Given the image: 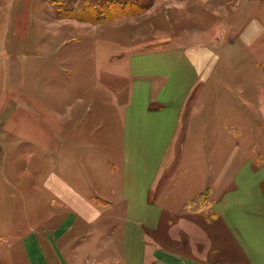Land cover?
<instances>
[{
  "label": "rangeland",
  "instance_id": "374dc122",
  "mask_svg": "<svg viewBox=\"0 0 264 264\" xmlns=\"http://www.w3.org/2000/svg\"><path fill=\"white\" fill-rule=\"evenodd\" d=\"M180 1H188L185 11L194 17L184 21L187 28L179 25L183 5L171 8L173 0H0V264H43L41 253L54 252L48 240L59 238L55 230L61 224L53 213L45 224V176L59 172L62 148L78 160L84 149L106 138L94 132L101 119L113 118V126L119 125L114 116L122 117L129 91L125 61L136 44L150 45L161 35L177 37L183 29L218 31L223 43L200 89L207 100L203 120L212 125L207 154H220L214 143L220 137L227 142L222 151L238 158L264 157V0H210L205 7L199 0ZM125 3L135 10L114 18L112 5L119 11ZM79 11L98 20L73 16ZM248 28L251 34L259 31L250 40L241 35ZM211 76L223 82L213 83ZM115 93L121 100L111 106L109 95ZM217 105L221 114L215 113ZM203 141L190 145V161L183 168V190L191 196L202 189L203 172L194 167L201 163ZM45 143L52 149L46 170ZM85 166L90 172L93 164ZM176 175L177 170L168 171L166 188H174L170 182ZM209 200L207 194L198 211L187 209L183 215L184 225H195L192 241L189 227H181L184 241L173 245L179 219L172 215L154 234L166 249L189 254L192 242L204 254L213 241L209 264H247L224 227L212 221Z\"/></svg>",
  "mask_w": 264,
  "mask_h": 264
},
{
  "label": "crops",
  "instance_id": "0c3cea01",
  "mask_svg": "<svg viewBox=\"0 0 264 264\" xmlns=\"http://www.w3.org/2000/svg\"><path fill=\"white\" fill-rule=\"evenodd\" d=\"M183 2L173 0L171 8L180 9L182 4L180 11H185L188 1ZM209 2L199 0L203 7ZM190 18L191 13L185 11L179 25L184 28V21ZM225 30L224 35L226 26ZM183 31L177 37L159 36L154 43L160 46L145 41L132 48L125 61L129 76L126 103L122 117L114 116L120 123L113 126V118L110 122L103 118L94 129L106 138L84 149L78 160H72L76 156H69L68 149H61L59 172L50 171L43 187L45 224L53 214H59L61 224L55 230L59 238L48 240L54 252L41 253L43 264H209L213 241L204 254L192 242L189 254L166 249L154 234L172 215L179 219L175 228L179 235L173 236V245L184 241L181 227H189L192 241L195 225L182 222L187 220L183 216L185 203L207 190L209 208L215 215L212 221L224 227L247 264H264V157L245 159L222 151L227 142L220 137L214 142L220 146V154H207V147L213 145L209 137L212 125L204 123L207 100L202 99L200 89L209 77L216 48L223 42L216 37L218 31ZM250 32L252 28L241 35L250 40L259 31ZM211 77L213 83L223 82ZM120 100V93H115L109 95L108 104L115 106ZM215 113L221 114L219 105ZM199 139L204 140L203 157L200 164L192 166L203 172V183L191 196L183 190V168L191 154L190 145ZM46 147L45 143V170L52 153ZM87 163L93 164L90 172L86 171ZM171 169L177 170L170 182L172 190L166 188ZM0 173H4L1 166ZM49 235H53L51 229Z\"/></svg>",
  "mask_w": 264,
  "mask_h": 264
},
{
  "label": "trees",
  "instance_id": "16d2710c",
  "mask_svg": "<svg viewBox=\"0 0 264 264\" xmlns=\"http://www.w3.org/2000/svg\"><path fill=\"white\" fill-rule=\"evenodd\" d=\"M113 7H115L114 13H112L114 18L123 17L125 15L131 14L135 10L134 5L131 6V5H128L127 3L121 5L119 11H118V5L117 4L112 5V8ZM82 14L83 13H80V11H79L76 15H73V16H76L80 19L90 21V22H92V21L96 22L98 20L96 18L93 19L92 17H87V16L82 15ZM207 194H209L208 190L206 192L195 195V197L192 199L187 200L185 203L186 209L193 211V212L198 211L199 208H201L200 207L201 201L204 199V197L206 198Z\"/></svg>",
  "mask_w": 264,
  "mask_h": 264
}]
</instances>
